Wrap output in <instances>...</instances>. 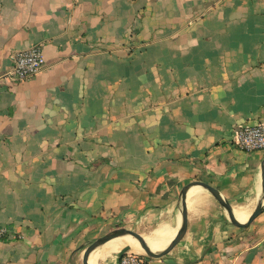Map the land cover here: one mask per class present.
<instances>
[{
  "label": "crops",
  "instance_id": "obj_1",
  "mask_svg": "<svg viewBox=\"0 0 264 264\" xmlns=\"http://www.w3.org/2000/svg\"><path fill=\"white\" fill-rule=\"evenodd\" d=\"M0 6V264H82L117 228L160 254L184 207V236L148 264H264V210L238 228L200 185L182 202L195 181L232 209L260 200L264 151L231 134L264 121V0ZM34 46L44 69L4 79ZM126 245L144 254L123 243L93 263L119 264Z\"/></svg>",
  "mask_w": 264,
  "mask_h": 264
},
{
  "label": "built area",
  "instance_id": "obj_2",
  "mask_svg": "<svg viewBox=\"0 0 264 264\" xmlns=\"http://www.w3.org/2000/svg\"><path fill=\"white\" fill-rule=\"evenodd\" d=\"M0 6V16H1ZM12 67L4 76L11 82H21L33 78L40 73L45 65V57L40 46L27 50L16 51L10 56ZM232 143L246 151H264V121L256 125H237L232 129ZM5 230L0 229V237ZM119 264H148L144 254L127 252L120 259Z\"/></svg>",
  "mask_w": 264,
  "mask_h": 264
},
{
  "label": "water",
  "instance_id": "obj_3",
  "mask_svg": "<svg viewBox=\"0 0 264 264\" xmlns=\"http://www.w3.org/2000/svg\"><path fill=\"white\" fill-rule=\"evenodd\" d=\"M192 185H200V186L204 187L206 190H208L211 193V195L214 197V199L218 202V204L222 207V209H224L228 219L230 220V222L235 227H238V228L247 227L264 210V162L261 166L262 194H261L260 200L257 202L256 206L254 207L252 212L249 214V217L247 218V220L243 223L239 222L235 218V216L233 214V209L231 208L230 204L222 198L220 193L214 187H212L211 185H209L207 183L195 181L193 183H190L186 187H184V189L182 190V202L183 203L185 201L186 189ZM185 232H186V210L184 207L182 209V225H181L180 229L178 230V232L176 233L175 237L172 239L171 243L163 251V253L153 254L149 250V248H148L145 240L142 238V236L140 234L136 233L135 231H132V230L126 229V228H117V229H114L113 231L97 238L96 240L92 241L85 248V250L83 252V256H82V264L88 263L89 254L97 246L104 245V244L108 243L109 241L116 240L119 238H123L126 236H130L132 239H134L138 243V245L142 249L144 255L151 257V258L152 257H154V258L160 257V256L166 254L167 252H169L182 239ZM129 251H130V247L128 245L124 246L121 250H119L118 257L121 258L125 253H127Z\"/></svg>",
  "mask_w": 264,
  "mask_h": 264
},
{
  "label": "bare ground",
  "instance_id": "obj_4",
  "mask_svg": "<svg viewBox=\"0 0 264 264\" xmlns=\"http://www.w3.org/2000/svg\"><path fill=\"white\" fill-rule=\"evenodd\" d=\"M233 214L236 217L239 218V219H237L239 222L243 223V222H245L247 220V216L250 214V212H249V209L247 207H238V208H233ZM240 217H243V218H240ZM157 242L159 243L158 239H156V240L155 239H151L150 240V238H149V241H148L150 246L157 245ZM123 243H132L134 245V247L138 251H142L141 248L139 247L138 243L134 239L126 236V237H123V238H119V239H116V240L109 241L108 243H106L104 245L97 246L89 254L88 263L87 264H94L93 262L95 260L100 259L101 257H104L105 255H108L112 251H118L119 247ZM108 245H112V246H108Z\"/></svg>",
  "mask_w": 264,
  "mask_h": 264
},
{
  "label": "rangeland",
  "instance_id": "obj_5",
  "mask_svg": "<svg viewBox=\"0 0 264 264\" xmlns=\"http://www.w3.org/2000/svg\"><path fill=\"white\" fill-rule=\"evenodd\" d=\"M143 253V252H142Z\"/></svg>",
  "mask_w": 264,
  "mask_h": 264
},
{
  "label": "trees",
  "instance_id": "obj_6",
  "mask_svg": "<svg viewBox=\"0 0 264 264\" xmlns=\"http://www.w3.org/2000/svg\"><path fill=\"white\" fill-rule=\"evenodd\" d=\"M1 238V237H0Z\"/></svg>",
  "mask_w": 264,
  "mask_h": 264
}]
</instances>
